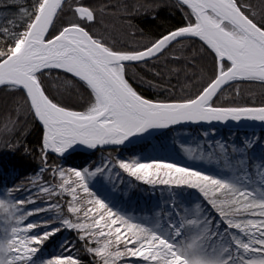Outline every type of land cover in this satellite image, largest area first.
Segmentation results:
<instances>
[{
  "label": "snow or ice",
  "instance_id": "6c2138e0",
  "mask_svg": "<svg viewBox=\"0 0 264 264\" xmlns=\"http://www.w3.org/2000/svg\"><path fill=\"white\" fill-rule=\"evenodd\" d=\"M0 4L14 9L0 17V145L38 161L32 176L0 189V264H264V160L247 157L264 137H245L231 157L218 142L208 159L225 157L222 172L103 155L177 125L264 122V103L225 96L241 84L264 88V0H173L178 18L159 33L135 22L158 19L150 0ZM78 150L101 159L56 162ZM113 174L167 190L170 204L139 217L120 210L93 187L105 175L115 187ZM65 229L75 240L39 259Z\"/></svg>",
  "mask_w": 264,
  "mask_h": 264
},
{
  "label": "trees",
  "instance_id": "16d2710c",
  "mask_svg": "<svg viewBox=\"0 0 264 264\" xmlns=\"http://www.w3.org/2000/svg\"><path fill=\"white\" fill-rule=\"evenodd\" d=\"M6 2L8 5H11L13 0H6ZM95 2L96 0H85V3ZM128 2L134 3L135 0H128ZM150 2L160 5L157 10L158 19L155 21L151 20V13L147 17H137L135 22L139 24L140 27H143L146 31L159 33L176 22L178 17L173 15L172 9L169 7L173 0H150ZM13 11V8L4 7L0 4V17H10ZM117 38H120L119 32H117ZM172 83L176 84L177 81L173 79ZM180 83H184L183 79H181ZM50 87L56 88L58 85L52 83ZM177 92L179 93V86L177 87ZM225 96H227L229 100H234L239 104H254L255 106H260L264 103V88H261L258 84H241L239 85L238 93L236 89L233 88L227 90ZM223 100L224 96L221 97L220 102H223ZM4 111V106L0 103V114ZM245 137H264V130L231 131L219 128H175L163 132L149 142H143L118 150H106L103 155L107 156L110 151L113 157L119 156L123 159H129L134 156L143 160L163 159L187 164L205 171L222 172L228 170L229 165L227 159L221 156L217 161L216 156L213 155L212 159L209 160V155L211 153H219V143H226L228 145L229 157H231L232 147L234 145L239 147L241 141H243ZM22 142L29 147H35L37 143L35 131L28 135ZM187 147L196 149V154L198 156L203 153L205 158L202 161L189 159L184 151V148ZM101 155L100 152L91 154L74 153L56 162L62 164L64 167L85 165L92 161L99 163ZM247 157L258 164L264 160V146L258 143L253 149L248 151ZM235 162V159H233L232 163L235 164ZM37 169L38 161H35L32 156H25L23 151L14 152L0 145V189L4 188L6 185L11 186L25 180L27 177L32 176ZM258 178L255 168H253V179ZM50 179V174L45 173L41 182ZM130 179L131 178L126 175L122 176L120 179H116L115 174H113L112 180L115 181V187H113L112 181H109L107 175H105V177H98L93 181V187L94 190L107 196L116 207L130 215H135L137 217L147 216L156 211L166 210V207L170 204V202L167 201L171 199L170 193L167 190L161 187L153 189L135 181L129 184ZM40 215L42 218L49 214L41 213ZM75 236V232H70L66 229L63 230L44 248L38 258H47L52 253L60 252V242L65 239L75 240ZM81 256H84L83 252H81Z\"/></svg>",
  "mask_w": 264,
  "mask_h": 264
},
{
  "label": "water",
  "instance_id": "95a60500",
  "mask_svg": "<svg viewBox=\"0 0 264 264\" xmlns=\"http://www.w3.org/2000/svg\"><path fill=\"white\" fill-rule=\"evenodd\" d=\"M179 129V128H184V129H191V128H219V129H225V130H231V131H260V130H264V122H259V121H248V120H244L241 121L239 123L233 122V121H228L227 123H218V122H212L211 124L208 123H203V124H183V125H177L172 129ZM171 130V129H169ZM167 130H158L155 131L152 135L150 136H146V138L142 139V140H137L135 143L133 144H129L126 147L122 146L119 149H123V148H128L134 145H138L140 143L143 142H149L151 141L153 138H155L156 136L162 134L163 132H165ZM107 150H111V149H107ZM74 153H83V154H91L90 152H83V151H77ZM72 153V154H74Z\"/></svg>",
  "mask_w": 264,
  "mask_h": 264
},
{
  "label": "rangeland",
  "instance_id": "374dc122",
  "mask_svg": "<svg viewBox=\"0 0 264 264\" xmlns=\"http://www.w3.org/2000/svg\"><path fill=\"white\" fill-rule=\"evenodd\" d=\"M167 202H170V200H168Z\"/></svg>",
  "mask_w": 264,
  "mask_h": 264
},
{
  "label": "bare ground",
  "instance_id": "6f19581e",
  "mask_svg": "<svg viewBox=\"0 0 264 264\" xmlns=\"http://www.w3.org/2000/svg\"><path fill=\"white\" fill-rule=\"evenodd\" d=\"M72 155V154H71ZM71 155H69V156H71Z\"/></svg>",
  "mask_w": 264,
  "mask_h": 264
}]
</instances>
